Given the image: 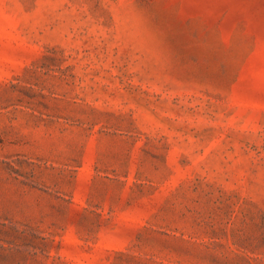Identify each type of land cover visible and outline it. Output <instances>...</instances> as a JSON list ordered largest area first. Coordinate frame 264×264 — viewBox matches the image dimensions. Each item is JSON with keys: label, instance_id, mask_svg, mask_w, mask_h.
Listing matches in <instances>:
<instances>
[{"label": "rangeland", "instance_id": "1", "mask_svg": "<svg viewBox=\"0 0 264 264\" xmlns=\"http://www.w3.org/2000/svg\"><path fill=\"white\" fill-rule=\"evenodd\" d=\"M0 264H264V0H0Z\"/></svg>", "mask_w": 264, "mask_h": 264}]
</instances>
